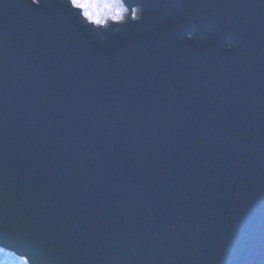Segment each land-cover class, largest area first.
<instances>
[{
    "label": "water",
    "instance_id": "1",
    "mask_svg": "<svg viewBox=\"0 0 264 264\" xmlns=\"http://www.w3.org/2000/svg\"><path fill=\"white\" fill-rule=\"evenodd\" d=\"M125 1L97 31L0 0V235L32 264H264V0Z\"/></svg>",
    "mask_w": 264,
    "mask_h": 264
},
{
    "label": "clouds",
    "instance_id": "2",
    "mask_svg": "<svg viewBox=\"0 0 264 264\" xmlns=\"http://www.w3.org/2000/svg\"><path fill=\"white\" fill-rule=\"evenodd\" d=\"M66 2L74 11L79 8V19L85 25H90L92 30L106 28L109 22L119 24L124 21L125 15L128 12L122 0H76V7L72 6L73 0H66ZM31 3L33 5H39L41 0H31ZM141 12V4L133 6L131 9L132 19L139 20L141 18ZM114 31H119V29H114ZM185 36L187 39H191L192 33L187 32ZM0 252H3V250H0ZM0 264H4V261H0ZM13 264H16V262H13Z\"/></svg>",
    "mask_w": 264,
    "mask_h": 264
},
{
    "label": "snow or ice",
    "instance_id": "3",
    "mask_svg": "<svg viewBox=\"0 0 264 264\" xmlns=\"http://www.w3.org/2000/svg\"><path fill=\"white\" fill-rule=\"evenodd\" d=\"M72 6L76 7V0H73ZM77 9H79V8H77ZM0 250H3V251L4 250H9V251H12L14 253L18 252L15 249V247L9 245L8 241L6 240V238L4 236H2V235H0ZM18 253L21 256V258L23 259V264H31L29 256L26 253H21V252H18Z\"/></svg>",
    "mask_w": 264,
    "mask_h": 264
},
{
    "label": "rangeland",
    "instance_id": "4",
    "mask_svg": "<svg viewBox=\"0 0 264 264\" xmlns=\"http://www.w3.org/2000/svg\"><path fill=\"white\" fill-rule=\"evenodd\" d=\"M122 2L125 3L126 1H125V0H122ZM125 7L128 9V6H127V5H125ZM78 10H79V9H78ZM79 11H80V10H79ZM95 30L98 31V29H95ZM97 31H96V32H97ZM98 33H99V32H98ZM6 253H7V252H6ZM6 255H7L8 262H9L10 264H13V262H16V264H20V260H19V258H17L16 256L11 255V253H10V254L7 253Z\"/></svg>",
    "mask_w": 264,
    "mask_h": 264
},
{
    "label": "trees",
    "instance_id": "5",
    "mask_svg": "<svg viewBox=\"0 0 264 264\" xmlns=\"http://www.w3.org/2000/svg\"><path fill=\"white\" fill-rule=\"evenodd\" d=\"M6 251L0 252V261H4V264H10L7 259ZM20 264H23V260H20Z\"/></svg>",
    "mask_w": 264,
    "mask_h": 264
},
{
    "label": "bare ground",
    "instance_id": "6",
    "mask_svg": "<svg viewBox=\"0 0 264 264\" xmlns=\"http://www.w3.org/2000/svg\"><path fill=\"white\" fill-rule=\"evenodd\" d=\"M168 14H171V11H167V13L164 14V17H165V16H168ZM99 50H100V51H103V50H101V49H99Z\"/></svg>",
    "mask_w": 264,
    "mask_h": 264
}]
</instances>
